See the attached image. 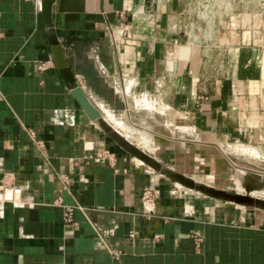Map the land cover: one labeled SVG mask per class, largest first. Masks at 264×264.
<instances>
[{"label":"crops","instance_id":"crops-1","mask_svg":"<svg viewBox=\"0 0 264 264\" xmlns=\"http://www.w3.org/2000/svg\"><path fill=\"white\" fill-rule=\"evenodd\" d=\"M181 4L53 0L48 21L41 0H0V264H264V211L186 189L117 142L192 179L240 144L264 155V30L231 17L218 68L193 52L170 68ZM53 40L100 120L71 96Z\"/></svg>","mask_w":264,"mask_h":264},{"label":"rangeland","instance_id":"rangeland-1","mask_svg":"<svg viewBox=\"0 0 264 264\" xmlns=\"http://www.w3.org/2000/svg\"><path fill=\"white\" fill-rule=\"evenodd\" d=\"M181 3L182 38L178 43V47L180 45L181 47L184 46L185 52H182V49L179 51L178 47L172 48L174 53L169 62L170 68L173 67V59L190 55L192 52L194 57L202 58L207 71L218 68L224 49L222 38L229 37V32L232 31L230 30L231 26L228 28L231 17L235 18L237 22H242V19L247 15L250 18V24L247 25V28L253 31L264 30V0H181ZM240 31L241 27L236 29L237 33H240ZM257 40L258 43L264 44V36L258 37ZM229 143L232 146L239 145L234 142ZM236 149H228L232 164L226 161L224 163L222 160L224 165H217L216 170L212 167L205 174L203 172L196 173L194 180L214 188L237 192H244L242 178L249 179L253 176L256 183L263 181L264 184V176L255 172L261 171L264 173V155L262 156L255 148L249 147L246 149L241 144ZM255 196L264 199V188L256 191ZM206 198L210 197L206 196ZM213 200L217 201L218 204L225 203L220 200ZM234 205L232 204L233 207Z\"/></svg>","mask_w":264,"mask_h":264},{"label":"water","instance_id":"water-1","mask_svg":"<svg viewBox=\"0 0 264 264\" xmlns=\"http://www.w3.org/2000/svg\"><path fill=\"white\" fill-rule=\"evenodd\" d=\"M52 4L53 0H41L42 16L48 21H50L51 19ZM51 53L54 66L57 68L64 81L69 84L70 94L77 102L82 112L90 121L100 120L101 113L90 102L82 88L76 84V79L73 73L71 72L70 67L64 57V53L59 47L56 40H53L51 42ZM117 142L130 155L134 156L146 165H149L151 168L159 170L160 173L166 178H168L170 181L176 182L186 189L194 190L204 196L223 202L264 211V199L255 197L250 194L251 191L255 190L258 187V184L253 183L254 181L252 183H247L246 181L242 183L244 187V192L214 188L212 186L197 182L194 179L185 176L184 174L177 173L166 168H162L160 163L154 160L151 156L139 150L135 146L129 144L128 142L123 141L122 139H118ZM262 184L263 182H261L259 185L262 186Z\"/></svg>","mask_w":264,"mask_h":264},{"label":"built area","instance_id":"built-area-1","mask_svg":"<svg viewBox=\"0 0 264 264\" xmlns=\"http://www.w3.org/2000/svg\"><path fill=\"white\" fill-rule=\"evenodd\" d=\"M230 7L232 6L231 4L229 5ZM51 66V62H45V63H41L40 65H39V69L40 70H44V69H46V68H48V67H50ZM34 133H30V137L31 138H34ZM39 143V142H38ZM40 144V143H39ZM21 188H19V187H12V189H11V194H10V196H9V198H8V201H10V202H18V199H19V197L21 196ZM152 193L149 191V190H146L144 193H143V196H142V198H143V200H144V202L145 203H147L148 204V206H152V204H153V198H152ZM62 207V209H63V220H64V222L66 223V224H69V223H71L72 222V219H71V213H72V211H73V209H74V207H69V206H61ZM200 242H201V240H200V238H197L196 239V244H197V246H199V244H200Z\"/></svg>","mask_w":264,"mask_h":264},{"label":"bare ground","instance_id":"bare-ground-1","mask_svg":"<svg viewBox=\"0 0 264 264\" xmlns=\"http://www.w3.org/2000/svg\"><path fill=\"white\" fill-rule=\"evenodd\" d=\"M251 179H253V181H254V183H256L255 181H256V179L252 176L251 177ZM196 181V180H195ZM244 188V187H243ZM264 188V184H262V186H260L259 184H258V187L255 189V190H253V191H251V193L250 194H252L253 196H255V192L256 191H259V190H261V189H263ZM190 190V189H189ZM194 191V190H193ZM255 197H258V196H255ZM259 198H261V197H259Z\"/></svg>","mask_w":264,"mask_h":264}]
</instances>
